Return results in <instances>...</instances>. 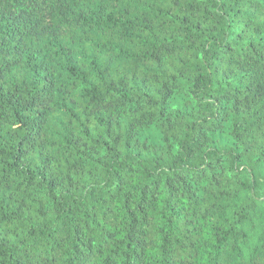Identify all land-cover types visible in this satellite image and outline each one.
Listing matches in <instances>:
<instances>
[{
	"label": "trees",
	"instance_id": "obj_1",
	"mask_svg": "<svg viewBox=\"0 0 264 264\" xmlns=\"http://www.w3.org/2000/svg\"><path fill=\"white\" fill-rule=\"evenodd\" d=\"M0 264H264V0H0Z\"/></svg>",
	"mask_w": 264,
	"mask_h": 264
}]
</instances>
